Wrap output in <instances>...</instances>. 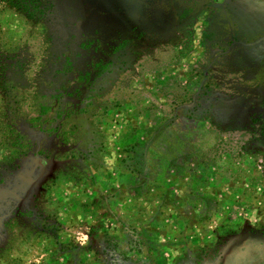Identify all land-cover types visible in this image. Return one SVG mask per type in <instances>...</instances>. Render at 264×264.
Instances as JSON below:
<instances>
[{
	"label": "rangeland",
	"instance_id": "1",
	"mask_svg": "<svg viewBox=\"0 0 264 264\" xmlns=\"http://www.w3.org/2000/svg\"><path fill=\"white\" fill-rule=\"evenodd\" d=\"M36 4L0 8V264H264V0Z\"/></svg>",
	"mask_w": 264,
	"mask_h": 264
},
{
	"label": "trees",
	"instance_id": "2",
	"mask_svg": "<svg viewBox=\"0 0 264 264\" xmlns=\"http://www.w3.org/2000/svg\"><path fill=\"white\" fill-rule=\"evenodd\" d=\"M39 1L40 0H0V8L2 7L3 9L15 10V11L19 12L20 14L25 15L27 18H32V17H36L39 15H43V9L38 7L36 4ZM112 52L114 54L117 52H120V48L113 47ZM5 53L6 52H3L2 57H1L2 59H4V61H1V67H0L1 72H4V70L7 69V65L9 64V62L20 61V58L18 55L12 56L10 54H6V56L3 57ZM177 54L178 53L175 51L171 52L167 56V58L164 60V63H168V64L172 63L173 60L177 57ZM93 67L100 68V67H102V64H95ZM3 77H5L4 73H0V78H3ZM0 82H4V81H0ZM225 96L229 97V95H227V94H225ZM263 138H264V136H263ZM258 145H259V147H261L260 144H257V146ZM248 149H246L245 151L246 152L249 151Z\"/></svg>",
	"mask_w": 264,
	"mask_h": 264
}]
</instances>
